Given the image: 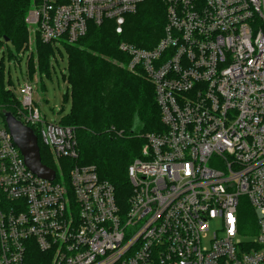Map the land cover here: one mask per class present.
<instances>
[{
	"label": "built area",
	"instance_id": "obj_1",
	"mask_svg": "<svg viewBox=\"0 0 264 264\" xmlns=\"http://www.w3.org/2000/svg\"><path fill=\"white\" fill-rule=\"evenodd\" d=\"M143 1L38 0L27 21L64 48L90 23L112 21L121 35ZM164 2L154 48L118 46L153 86L163 126L127 169L123 213L112 185L74 164V130L42 121L32 78L13 91L17 120L58 169L53 181L34 175L0 126V264H264V0ZM241 198L256 216L248 243Z\"/></svg>",
	"mask_w": 264,
	"mask_h": 264
},
{
	"label": "trees",
	"instance_id": "obj_2",
	"mask_svg": "<svg viewBox=\"0 0 264 264\" xmlns=\"http://www.w3.org/2000/svg\"><path fill=\"white\" fill-rule=\"evenodd\" d=\"M38 0H0V117L10 113L16 119L18 101L3 83L4 57L12 60L28 41L26 18ZM166 24L164 0H144L134 14L125 16L123 33L114 32L115 24H88L85 35L74 44L64 45L68 58L67 77L61 78L71 94V111L59 125L74 130L78 159L74 164L94 167L99 178L110 183L121 213L127 208L131 193L127 169L145 145L143 136L163 131L153 86L141 75H135L116 63L128 62L120 52V43L151 50L163 36ZM7 41V42H6ZM11 48H10V47ZM56 46L40 40L33 43L39 82L42 73L49 74V55ZM33 54L29 56V78L34 73ZM19 58L15 59L18 61ZM10 84V81H9ZM44 89L42 85V90ZM63 110V108H62ZM34 131V130H33ZM35 133V131H34ZM41 163L57 171L50 153L37 142ZM239 235L248 243L256 233V216L246 198L238 206ZM39 255L33 250L31 258ZM27 264H36L31 261Z\"/></svg>",
	"mask_w": 264,
	"mask_h": 264
},
{
	"label": "rangeland",
	"instance_id": "obj_3",
	"mask_svg": "<svg viewBox=\"0 0 264 264\" xmlns=\"http://www.w3.org/2000/svg\"><path fill=\"white\" fill-rule=\"evenodd\" d=\"M33 8H35V6ZM32 9L30 10V12L32 11ZM29 13L26 18L28 41L25 44V46H23V48L31 49L33 54L32 63L34 64V69H33L34 73L32 74V82L30 83L33 86L32 88L33 101L40 112L41 119L43 122L59 124L62 118L69 115L72 107L70 91L68 90L67 93V84L61 78V74L65 75L66 77L68 74L67 54L64 48L61 47H58L57 49L53 48L54 54L51 53L48 58L49 66H50L49 74H47L46 72L42 73L40 75L41 82H34L37 80L39 74L37 73V70L35 68L37 57L35 54V49L33 53V43L35 45V41L39 40V36L35 31V29L33 31V29L31 28V26L27 21L29 17ZM2 52L3 51H0V59ZM18 56L19 57H16L12 60H8L7 57H4L2 62L3 83L6 90L12 89V91H10L12 93L13 91L15 92L19 91L24 86L26 82V78L29 77L28 52L19 54ZM17 58H19L18 61H15V59ZM116 65L120 68L125 67L123 63H116ZM42 85L44 87L43 90H42ZM0 126H2L1 117H0ZM53 163L56 166L54 160ZM56 169H58L57 166Z\"/></svg>",
	"mask_w": 264,
	"mask_h": 264
},
{
	"label": "water",
	"instance_id": "obj_4",
	"mask_svg": "<svg viewBox=\"0 0 264 264\" xmlns=\"http://www.w3.org/2000/svg\"><path fill=\"white\" fill-rule=\"evenodd\" d=\"M3 118L7 131L19 149L26 167L37 177L53 181L55 172L41 163L37 138L33 131L24 126L10 113H5Z\"/></svg>",
	"mask_w": 264,
	"mask_h": 264
}]
</instances>
